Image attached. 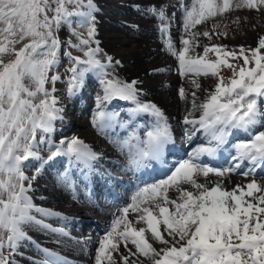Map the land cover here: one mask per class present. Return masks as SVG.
Instances as JSON below:
<instances>
[{
  "label": "snow or ice",
  "instance_id": "1",
  "mask_svg": "<svg viewBox=\"0 0 264 264\" xmlns=\"http://www.w3.org/2000/svg\"><path fill=\"white\" fill-rule=\"evenodd\" d=\"M231 7V0H192L190 6L184 7L183 27L188 38H181L184 47L180 50L168 35L169 25L160 28L168 36L166 46L177 58L181 75L217 78L214 90L199 105L196 92L191 93L193 109L201 111L199 119L186 116L183 121L192 126L186 130L189 138L203 131L209 143L197 148L166 179L138 190L132 203L113 221L111 230L98 241L95 264L105 261L117 264L113 253L119 252L121 244L127 249V255L120 256L122 264H143L139 259L130 260L133 256L144 257L150 264H264V183L260 182L264 181V37L258 39L257 47L245 49L241 45L239 52L226 45H205L203 55H188L190 46H199L196 37L211 39L209 31L200 33L191 29ZM236 7L259 11L264 0H241ZM97 11L93 0H0V264H18L6 257L4 250H9V256H23L20 249L25 243H32L43 254V259L33 264H72L59 253L41 248L26 230L44 228L69 237L64 229L45 224L32 214L35 211L59 215L33 204L28 193L35 176L26 175V168L35 167L39 174L45 165L67 157L70 165L91 170L92 162L98 159L97 153L78 137L61 140L59 144L50 139L54 122L63 119V109L57 107L59 101L54 95V85L60 76L48 75L60 64L58 32L62 27L77 38L76 43L69 40L68 46L83 53L73 56L70 51L64 52L73 64L67 82L69 96L77 95L85 82L95 76L103 90V95L97 96L98 108L102 102L131 101L135 106L128 113L130 119L141 114L154 118L145 139L133 131L119 142L121 150L127 149L130 168L140 170L148 166L145 161L160 160L165 147L174 143L171 125L162 109L140 99L141 89L137 87L140 82L122 81L109 71H114L121 62L104 54L95 40ZM144 11L162 22L168 19L163 6ZM74 23L87 28V38L72 27ZM234 23L238 24L239 18ZM217 27L213 25L214 30ZM209 52L215 53V60L207 59ZM230 59H242V64L234 65ZM222 66L232 70L228 82L220 75ZM49 82L53 85L51 91L46 87ZM192 83L199 89V83L195 80ZM180 96L186 98L183 88ZM118 120L117 113L101 110L96 113L93 125L103 132ZM233 131L248 134L250 139L234 146L235 154L229 157L234 162L231 167H211L198 162L201 156L215 157ZM245 161L250 167L240 175L253 178L246 185L236 184L227 189L223 179ZM257 168L262 169L259 180ZM210 174L219 178L211 181V187ZM201 176L204 182H199ZM59 180L66 186L74 185L68 171ZM169 189L178 193L175 199L168 196ZM130 210L137 213L135 220L128 218ZM154 243L163 247L158 249Z\"/></svg>",
  "mask_w": 264,
  "mask_h": 264
},
{
  "label": "rangeland",
  "instance_id": "2",
  "mask_svg": "<svg viewBox=\"0 0 264 264\" xmlns=\"http://www.w3.org/2000/svg\"><path fill=\"white\" fill-rule=\"evenodd\" d=\"M147 1L152 2L154 0H136L135 2H132V0L126 1L125 6L128 5L127 8L129 10L127 9L128 15L126 14V16H124V17H126V19L128 17L129 18L128 20H130V21H134L136 16H137L139 18L138 21L140 20L142 24L139 25L138 27L124 24L125 28H123V32H121V33L124 37H127V35L130 36L127 38H129L133 41H137L136 43L140 44V45L145 44V42L147 43V41L149 43L150 38L148 36L153 35V39L155 38L154 43L157 46H159L158 47L159 49L158 48L156 49V53L158 55V57H156V58H158L157 63L159 65L158 66L159 68L158 69L154 68V69H151V70L146 71V72L148 73L149 77L153 76L154 78H157L156 81H158V82H163V81L167 80L169 77H174V78L176 77L178 85H174L171 88V90H168L169 91L168 94H170V93H172V95L176 94V95H178L177 96L178 99H180V100L182 99L181 101L183 103L180 107V109H181L180 115H181V117L182 116L186 117L188 115L187 110H189L192 107V99L193 98H192L191 93L196 92V94H198V92H203L206 95H208L209 92L214 90L215 85L217 83V78L210 76V75L209 76H204V75L196 76V75L191 74V73L188 75H181L180 70H177V69H179V62H178L177 58L175 56H173L167 49L166 40H167L168 36L161 33V31L160 32L157 31V33H156V30L160 25L162 27L163 24H168L169 25L168 35L171 36L172 42L174 43L176 49L177 50L182 49L184 47V45L181 43V38H188V33H186L184 31V27H183V22H184V9L183 8L185 6H190L192 0H183L181 5H179L181 7V12L178 14H175L179 10L177 8L178 7V5H177L178 0H169L170 3H168L166 5L164 2L165 0H160V3L164 2L163 7L166 11L168 19L166 21L162 22L159 19L155 18L156 22L159 21L157 24L153 20V18L150 19L151 15L146 14V12L144 11L145 9H147L149 7L156 6L155 4L146 3ZM240 2H241V0H231L232 7L230 8L229 11H227L221 15H217L216 17L210 18L207 21H205L204 23L197 25L196 28L191 29L192 32H200V33L204 32V31H209L211 34V39H209L208 37H204L203 35L196 37V40L198 41L199 46L198 47L190 46V51L188 53L189 56H194L196 54L203 55L205 45H208V46L226 45L228 47V49H232V50H235L237 52H239V47L241 45H243L245 47V49L255 48L258 46V39L261 37H264V7H261L259 11H256L254 9H248L245 7L237 8L236 5L239 4ZM93 3L96 5L97 9L99 7V3L104 4L103 0H93ZM132 3H134V4H132ZM160 6L161 5L159 4L156 7H160ZM136 7H138L137 8L138 11L134 10V8H136ZM139 8H141L143 10H141ZM109 9H112V8H109ZM119 10H120V8L114 9L115 12H117ZM123 10H124V8H123ZM107 11H109V10H107ZM135 11H137V13ZM141 11H143V12H141ZM140 12L143 14H140ZM98 14H99V10L94 13V15L96 17L95 40L99 41V39H100L99 36H100L101 30H102L101 28L103 25L101 26V24H99L100 18H99ZM237 18H239L238 24L234 23V21H236ZM174 21L176 22V24H172V22H174ZM136 22H137V20L135 21V23ZM104 23H106V22H104ZM102 24H103V22H102ZM108 25L111 26L110 30L113 33L114 28L117 24L112 23V25L111 24H108ZM213 25H219V27H217L214 30ZM72 27L75 28L77 31L81 32L83 34V36L85 38H87V28L86 27H80L78 24H75V23L72 25ZM225 32L227 33L226 36L218 34V33H225ZM148 34H150V35H148ZM58 37L61 41L60 64L54 70L50 71L48 75L49 76H53V75L60 76V79L58 81H56V83L54 85V87L56 89L54 95L57 98V100L59 101L57 104V107L63 109V111L61 112V116L63 117V119L62 120H56L54 122V129L57 131V133L52 132V135L54 137L53 141L56 143H59L61 140H65V139L69 140L70 136L73 135L75 132L78 133V135H76V136H80V139L83 141H87L88 139H91V140L103 139L102 137H100L101 135L97 136V133H95V129L92 128L93 119H94L96 113L99 111L98 109H93L92 101H93V98H95V97L97 98V96H96L97 86L98 85L100 86V84H99V82L97 83V81H98L97 78L95 76H92L91 79H89L85 82V86L78 92L79 94H77V95H79V97L72 98L70 100L69 97H72V96L68 95V92H67L68 84H67V82L71 77V72L69 71V69L71 67H73V64L68 59V57L64 55V52L70 51L73 54V56H83V53L76 50L75 48H71L68 46L69 40H71L72 43L77 42V38L75 36L71 35L68 28L62 27L61 30L58 32ZM103 37H105L104 28H103ZM145 38H147V39H145ZM19 46L20 45H17V47H19ZM92 46L95 47V44H93ZM99 47H101L100 42H99ZM144 47H147V45H145ZM262 52H264V49H262ZM103 53L107 54V52L105 50H103ZM158 53H160V54H158ZM246 54L250 55V53H246ZM12 58L13 57H5L6 60L12 59ZM100 58L101 59L104 58L103 54L101 55ZM207 59L210 61L215 60L216 59L215 53L209 52ZM230 63L239 66L242 64V59H239V60H231L230 59ZM126 64H127L126 65L127 69L125 68L126 66H124L125 65L124 62L123 63L121 62L119 65L115 66L114 71L112 69H109V71L112 73L113 76L118 77L122 81L136 80V78H137L136 75L144 73L143 72L144 69H142V68H140V66H138L136 68L134 67L135 72L132 71L130 74V71H131L130 70L131 69L130 64H128V63H126ZM144 64L147 65L146 63H144ZM175 68H176V70H175ZM158 70H161V71H158ZM220 75H222L225 78V82H228L229 79L232 77V70L227 68L226 66H222L221 70H220ZM138 77L145 79V80L147 79V77H143L142 75L138 76ZM93 80H95V81H93ZM193 80H195L197 83H199V85H200L199 89H197L194 86V84L192 83ZM152 81H154V80H152ZM25 83L30 84V81L25 80ZM46 87L49 89V91H51L53 85L49 82L48 84H46ZM181 88L184 89L185 94H186V98H181V96H180V89ZM88 95H90V97L87 99L86 97ZM172 95L166 96L165 98L172 97ZM39 98L40 97H38L37 99H39ZM172 101H173V99H170V100L166 99V102L171 103ZM197 102H199V101L196 100V104H197ZM184 118H181V119H184ZM69 122L73 123V124H71V126H70ZM64 129H67L66 130L67 132L64 135L63 134L60 135L61 131ZM89 131H91V133ZM38 136H39V134H38ZM34 174H32V175H34ZM208 179L210 181L209 186L211 187L212 186L211 181L217 180L219 178H217L213 175H210ZM198 180H199V182H204V178L202 176L198 177ZM39 181H40V179H39ZM249 182H250V180H248V179H243V178H238V177L233 178L230 176L223 179L224 186L229 190L234 188L236 186V184L246 185ZM260 182L264 183V181H260ZM59 184L57 186H60V188H63V185H65V184L61 185L62 183L60 185ZM184 187H188V186L184 185ZM37 229H38L37 227H34V228L31 227V228H28L26 230L27 231L29 230L32 233L37 232L36 234H38V235H41V233H42L41 236L45 235L46 239L50 238V236H48V235L46 236V233L44 234L43 231H41L40 229H38V230ZM56 238L51 237L50 240L59 242V244L62 243V245L67 244L62 239L60 240V238H57L58 239L57 240ZM40 241H42V240L40 239ZM37 242H39L38 239H37ZM95 249L97 251V246L95 247ZM117 259H118V257H117Z\"/></svg>",
  "mask_w": 264,
  "mask_h": 264
},
{
  "label": "bare ground",
  "instance_id": "3",
  "mask_svg": "<svg viewBox=\"0 0 264 264\" xmlns=\"http://www.w3.org/2000/svg\"><path fill=\"white\" fill-rule=\"evenodd\" d=\"M126 1L127 0H103L104 4L99 3V7H98V10H99L98 15L100 18L99 24H101V26L103 25L101 28L102 30H101L100 36H99L100 39L98 38L99 42H100V46H101L100 48L105 50L107 52V55L112 56L114 58V60H119L122 63L124 62V64H125L124 66L127 65L126 63L130 64V67H131V69H130L131 71L129 70L130 74L138 66H140V68L144 69L143 74L136 75L137 76L136 81L140 82L137 85V87L141 89L140 98L143 100V102L154 103L160 109H162L165 116L168 118V123L171 125L173 134L176 137H178V134L181 133V130H180L181 128L184 129L185 127L191 126V125H185L183 123L184 119L181 120V118L185 117V116L181 117V115H180L181 114L180 107L183 103L181 101L182 99L181 100L178 99V97H177L178 95H176V94L172 95V93H170L172 95V97L165 98L166 96H171L170 94H168V92H169L168 90H171V88L174 85H178L176 77L175 78L169 77L167 80H165L163 82L156 81L157 78H154L153 76L149 77V75L146 71H149V70L154 69V68L155 69L159 68L158 67L159 65L157 63L158 58H156V57H158V55L156 53V49L159 46H157L154 43L155 38L153 39V35H150V34H148V35H150V36H148L150 38L149 43L147 41V43L145 42V44H141V45L137 44L136 43L137 41H133V40L127 38L130 36L127 35V37H124L122 35L121 32H123V28H125L124 24L130 25V26H136V27H138L139 25L142 24L140 20L138 21L139 18L137 16H136L134 21H130V20H128L129 19L128 17H127V19H126V17H124V16H126V14L128 13V10H129L127 8L128 5L125 6ZM135 1L136 0H132V2H135ZM164 2H165V5L170 3L169 0H165ZM146 3L155 4L156 6L160 4L161 6H163V3H160V0H154L152 2L147 1ZM132 4H134V3H132ZM109 8H112V9H109ZM116 8H120V10L115 12L114 9H116ZM123 8H124V10H123ZM139 9H141V8H139ZM107 10H109V11H107ZM134 10L138 11V9H134ZM141 10H143V9H141ZM137 11H135V12L137 13ZM141 12H143V11H141ZM141 12H140V14H143ZM152 18L156 22L155 17L151 16L150 19H152ZM136 20H137V22L135 23ZM102 22H103V24H102ZM104 22H106V23H104ZM112 23L117 24L114 28L113 33L110 30L111 26L108 25V24L112 25ZM157 23L158 22H156V24ZM103 28H104L105 37H103ZM145 39H147V38H145ZM145 45H147V47H144ZM158 54H160V53H158ZM144 63H146L147 65H145ZM125 68L127 69V66ZM175 70H176V68H175ZM177 70H179V69H177ZM141 75L143 77H147V79L145 80V79L138 77ZM152 80H154V81H152ZM127 82H131V80H129ZM102 91L103 90L101 89V91L99 92L100 94H98V95L102 96L103 95ZM206 96L207 95L205 93L198 92V94H196V100L199 101V102H197V105H199L201 102H203L205 100ZM166 99H169V100L173 99V101L171 103H169V102H166ZM94 102H95V106H97V98L94 99ZM105 103H107V102H102L101 103L102 106ZM187 111H188L187 117L189 119H199V117L201 115V111L199 110V108L193 109V107H191ZM89 132L91 133V131H89ZM95 133H97V136H98V135H101V133H103V132H101L100 129L96 128ZM76 135H78V133L75 132L72 135V137L75 136V137L80 138V136H76ZM183 139H185L186 143L197 142L199 140L198 136H196L194 134L191 135V138H189V136L185 137V135H183ZM84 142L87 145H89L94 152H96V153L100 154V156H102L101 162H103L104 164H110L112 162V160H114V162H116V164H118L120 166V168L122 166L126 165L125 161H123L120 158L121 153L119 152V150L116 146L117 137H115V140L110 142V143H106L105 140H103V139H97V140L88 139L87 141H84ZM190 144L187 145V147H186L187 149L190 147ZM60 158H62V157H60ZM57 159L59 160V158H57ZM111 164H113V163H111ZM33 172L35 173V174L32 173V174H34L35 179L31 181V190L28 193L29 196H32L31 195L32 193H35V194L38 193L37 195L32 196L33 204L38 205L40 207V209L51 210V212L59 214L58 216L42 215L41 213H37V212L33 211V213H32L33 215H35L36 217H40L42 219L45 218L51 222L52 221L58 222L61 225L69 224V223H78V224L81 223L83 225H89L90 226L89 228L92 230L90 232L91 234L86 236L84 244H81V245L80 244L70 245L68 243L62 245V243L59 244V242L50 240L51 237L49 239H46L45 235L41 236L42 233H41V235H38V234H36L37 232L32 233L31 231L28 230L29 235L30 236L32 235L34 238L41 239L42 240L41 244L44 247H56V248L62 250L63 252H66V253H69V252H71V250H74V253H72V254H74L75 257H78L80 259L79 260L80 264H95V255H96L95 246L98 244L100 237L93 235L94 232L96 230H100L101 232L110 231L112 224H113V221L116 220L117 217H120V216H117V214L114 212L113 208L110 209L108 207H99L96 205H91V204L85 203L80 198L79 194L68 193L66 190L60 188V186H57V183L60 182V180H59L60 176L59 175H57V174L55 176L52 175L53 179L51 181H49L46 174L42 170L40 171L39 174H37L36 169L34 168ZM25 174L28 175L27 172H25ZM39 179L41 182L39 181ZM44 180H46V181H44ZM25 183L27 184V182H25ZM174 193H176V192L172 191V189H169L168 196L172 199H175L176 195H174ZM176 194H178V193H176ZM132 198L133 197H130L129 200H127V206L132 203ZM136 214L137 213H134L130 210L128 218L130 220H135ZM136 226L140 227L141 225H136ZM46 236H47V234H46ZM36 241H37V239H36ZM154 246L157 247L158 249L163 247V245H160L158 243L157 244L154 243ZM129 248H131L132 251H135V248L133 245L129 246ZM124 249L125 248H124L123 244H121L119 252L113 253V257H114V259L117 260V264H120L121 254L127 255V251H125ZM20 250L23 251V253H24L23 256H20V255L9 256V250L7 248H5V250H4V255L6 257H8L10 260L17 261L18 264H33V262L35 260L32 258V256L29 253L26 252V250L30 251L29 247L26 244H24V246ZM38 251L39 250H37V252ZM90 254H92V255L90 256ZM117 257H118V259H117ZM138 259L142 260L143 264H150V261H148L146 258L136 257V256L130 257V260H133V261L138 260Z\"/></svg>",
  "mask_w": 264,
  "mask_h": 264
}]
</instances>
